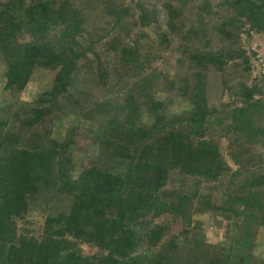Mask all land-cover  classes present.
I'll use <instances>...</instances> for the list:
<instances>
[{"label": "trees", "instance_id": "obj_1", "mask_svg": "<svg viewBox=\"0 0 264 264\" xmlns=\"http://www.w3.org/2000/svg\"><path fill=\"white\" fill-rule=\"evenodd\" d=\"M146 27L176 41L172 68L148 64L131 36ZM252 31L264 34V0H0L13 99L0 107V264L264 262ZM41 73L50 86L21 100ZM64 117L67 135L51 134ZM78 121L95 127V160L74 155ZM35 209L39 232L23 222ZM204 214L225 223L224 241L208 242Z\"/></svg>", "mask_w": 264, "mask_h": 264}, {"label": "rangeland", "instance_id": "obj_2", "mask_svg": "<svg viewBox=\"0 0 264 264\" xmlns=\"http://www.w3.org/2000/svg\"><path fill=\"white\" fill-rule=\"evenodd\" d=\"M220 1V0H214ZM252 35L242 34L241 39L243 45L250 47L251 51L256 53V57L252 59L253 61V71L250 75L249 83L251 82V77L257 75L259 72H264V34L255 33L252 31ZM148 33H150L149 36ZM132 38L136 41L139 36L138 43L142 46L141 49L143 56L146 52H149V65L150 67H155L158 70L170 69L174 63V59L177 55L176 41L172 42L169 46H166L165 43H159L157 39L153 37V31L151 27L139 28L136 29L134 33H131ZM245 41V43H244ZM4 69V64L0 63V75ZM259 71V72H258ZM51 77L46 74H38L31 80L26 86L25 90L22 92L21 100H24L30 103L43 89H47L50 86ZM4 83L3 79L0 78V107L3 111H6V106L13 102V99L8 97L4 91H2V84ZM2 115V113H1ZM75 117H64L62 122L59 121L56 126L51 127V134L57 137H64L67 135V129L72 122L75 123ZM86 121H78L77 132L75 133V146H74V155L79 158L83 163L85 160H95L98 154V142L91 134V130L95 129L93 125L86 124ZM234 167V166H233ZM31 215L32 218L29 216ZM31 219V220H30ZM44 220V215L39 212V209H35L26 216L25 225L28 226V229H34L38 232L42 229V223ZM204 226L206 227L208 242L215 243L217 241H224L223 228L225 223L220 224L217 218L204 214L203 216ZM19 225L22 224L19 222ZM216 244V243H215ZM255 249L254 252L264 259V227L258 228L256 231L255 239ZM86 249V252H89V249L83 246ZM261 264H264L262 262Z\"/></svg>", "mask_w": 264, "mask_h": 264}]
</instances>
